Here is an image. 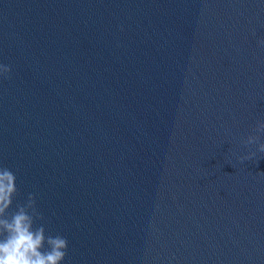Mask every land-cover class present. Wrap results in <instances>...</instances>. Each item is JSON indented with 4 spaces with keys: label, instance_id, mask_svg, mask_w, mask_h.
Instances as JSON below:
<instances>
[{
    "label": "water",
    "instance_id": "95a60500",
    "mask_svg": "<svg viewBox=\"0 0 264 264\" xmlns=\"http://www.w3.org/2000/svg\"><path fill=\"white\" fill-rule=\"evenodd\" d=\"M259 40L261 0H0L9 211L64 264H264Z\"/></svg>",
    "mask_w": 264,
    "mask_h": 264
},
{
    "label": "clouds",
    "instance_id": "9594fccd",
    "mask_svg": "<svg viewBox=\"0 0 264 264\" xmlns=\"http://www.w3.org/2000/svg\"><path fill=\"white\" fill-rule=\"evenodd\" d=\"M258 44L264 45V40ZM11 70L10 65L0 63V77ZM256 132L248 135L244 143L264 152V140L259 135L264 133V121L258 122ZM252 155L248 153L241 159ZM17 191L16 174L0 166V264H64L68 240L62 235L47 233L43 224L37 226V220H43V216L36 207L35 194L30 193L24 203L9 211Z\"/></svg>",
    "mask_w": 264,
    "mask_h": 264
}]
</instances>
